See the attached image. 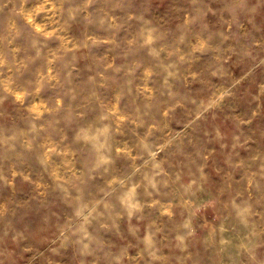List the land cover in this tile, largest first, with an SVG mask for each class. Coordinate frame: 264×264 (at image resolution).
<instances>
[{"label":"rangeland","instance_id":"obj_1","mask_svg":"<svg viewBox=\"0 0 264 264\" xmlns=\"http://www.w3.org/2000/svg\"><path fill=\"white\" fill-rule=\"evenodd\" d=\"M0 264H264V0H0Z\"/></svg>","mask_w":264,"mask_h":264}]
</instances>
